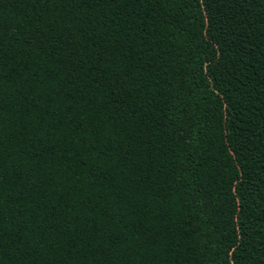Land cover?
Listing matches in <instances>:
<instances>
[{"label": "trees", "instance_id": "16d2710c", "mask_svg": "<svg viewBox=\"0 0 264 264\" xmlns=\"http://www.w3.org/2000/svg\"><path fill=\"white\" fill-rule=\"evenodd\" d=\"M0 264H264V0H0Z\"/></svg>", "mask_w": 264, "mask_h": 264}]
</instances>
